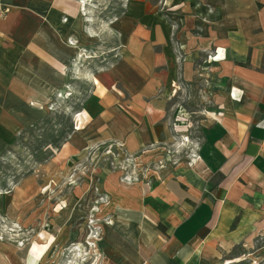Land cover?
Listing matches in <instances>:
<instances>
[{"label": "crops", "instance_id": "crops-1", "mask_svg": "<svg viewBox=\"0 0 264 264\" xmlns=\"http://www.w3.org/2000/svg\"><path fill=\"white\" fill-rule=\"evenodd\" d=\"M85 1L0 0V82L6 88L43 100V90L51 88L52 94L65 88L68 52L73 51L66 43L77 37ZM227 2L197 3L195 8L207 9L205 17L189 10L191 24L200 29L189 33L184 21L186 26H176L177 36H171L161 16L146 14L145 4L130 2L127 19L135 22L134 29L128 36H107L120 44L110 49L117 61L90 76L92 88L78 116L82 150L115 143L129 155L152 161L164 157L177 109L178 119L186 120L183 105L199 104L197 81L202 82L209 106L200 121L198 159L186 168L180 161L165 165L152 185L168 212L169 250L188 255L183 264L194 255L216 257L218 250L227 251L264 230V21L243 30L232 17L227 19ZM233 6L236 17L245 10L240 14L247 20H264V0ZM58 39L68 52L60 50ZM75 150L67 142L56 156ZM237 216L238 226L229 229ZM210 257L198 263L213 264Z\"/></svg>", "mask_w": 264, "mask_h": 264}, {"label": "rangeland", "instance_id": "rangeland-1", "mask_svg": "<svg viewBox=\"0 0 264 264\" xmlns=\"http://www.w3.org/2000/svg\"><path fill=\"white\" fill-rule=\"evenodd\" d=\"M132 1L145 4L146 14L166 20L171 36H177L176 26H186L184 21L188 22L189 33L190 28L197 32L200 27L190 22L189 4L208 2L85 1L79 11L77 37L66 43L73 51L68 52L61 40L56 42L60 50L70 55L65 88L52 94L51 88L43 90V100L22 96V90L6 88L0 82V264L185 263V252L169 250L168 212L165 202L152 191V185L165 165L180 161L186 168L198 159L194 151L201 140L200 121L209 106L202 82L197 81L199 104L183 105L186 120L178 119L181 110L177 106L179 109L171 119L173 136L164 149V157L144 162L115 143L93 144L82 150L85 142L79 135L78 116L81 103L92 88L89 78L117 61L110 49L120 44L107 36H128L134 29L135 22L127 19ZM240 2L228 0L227 19L232 17L243 30L263 23V18L247 20L240 14L245 15V10H239L240 16L236 17L233 5ZM143 13L139 11L138 15ZM28 114L37 118L31 120ZM174 125L187 126V130L180 132ZM61 132L77 151L56 156L61 148L52 150L51 158L42 154L45 162L36 163L41 159L35 150H49L48 142ZM116 189L119 194L114 193ZM131 190L133 194L126 193ZM182 220H187V216ZM239 220V216L235 217L229 229H235ZM209 257L208 263L213 264H264V230L227 251L218 250L216 257L210 253L194 255L186 264H199V258Z\"/></svg>", "mask_w": 264, "mask_h": 264}, {"label": "trees", "instance_id": "trees-1", "mask_svg": "<svg viewBox=\"0 0 264 264\" xmlns=\"http://www.w3.org/2000/svg\"><path fill=\"white\" fill-rule=\"evenodd\" d=\"M190 8L192 9V10H194L197 14H199V15H201L202 17H205V13H206V8H204V7H198V9L197 8H195V6H196V3H190ZM83 103V102H82ZM81 103V104H82ZM35 125H33V126H31V127H29V128H33ZM29 128H27V129H29ZM26 129H24L23 131H25ZM23 131H21L22 132V134H23ZM67 139H68V137L67 136H64L63 135V132H61V133H59V134H57L56 136H55V138H54V140H50L49 142H48V144H47V146L46 147H48V146H50L48 149L49 150H45L44 151V148H43V152L41 151V150H39L38 148L35 150L36 151V155L37 156H39L40 157V159L41 160H37L38 162H36V163H38V164H42V162L44 163L45 162V157H47V158H51V155H52V153H51V151L52 150H58V149H60L65 143H67ZM9 148V147H8ZM7 148V149H8ZM5 152L2 154V156L4 157L5 156ZM42 154H47L45 157H43L42 158ZM44 160V161H43Z\"/></svg>", "mask_w": 264, "mask_h": 264}, {"label": "bare ground", "instance_id": "bare-ground-1", "mask_svg": "<svg viewBox=\"0 0 264 264\" xmlns=\"http://www.w3.org/2000/svg\"><path fill=\"white\" fill-rule=\"evenodd\" d=\"M83 2V1H82ZM83 4V3H82ZM83 6V5H82Z\"/></svg>", "mask_w": 264, "mask_h": 264}]
</instances>
